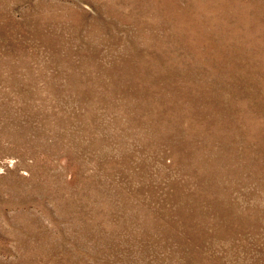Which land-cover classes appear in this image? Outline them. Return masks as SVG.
Segmentation results:
<instances>
[{
    "label": "rangeland",
    "instance_id": "obj_1",
    "mask_svg": "<svg viewBox=\"0 0 264 264\" xmlns=\"http://www.w3.org/2000/svg\"><path fill=\"white\" fill-rule=\"evenodd\" d=\"M0 264H264V0H0Z\"/></svg>",
    "mask_w": 264,
    "mask_h": 264
}]
</instances>
